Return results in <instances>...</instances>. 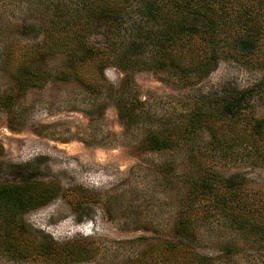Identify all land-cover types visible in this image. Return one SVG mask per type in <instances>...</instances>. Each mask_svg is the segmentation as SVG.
Instances as JSON below:
<instances>
[{
    "label": "rangeland",
    "instance_id": "obj_1",
    "mask_svg": "<svg viewBox=\"0 0 264 264\" xmlns=\"http://www.w3.org/2000/svg\"><path fill=\"white\" fill-rule=\"evenodd\" d=\"M55 1L0 0V183L29 178L58 189L53 199L23 216L36 238L96 247L88 261L61 264H123L139 251L137 240L142 237L149 241L170 237L178 199L185 191L183 183L198 163L188 158L189 151L197 147L207 155L202 166L223 174L240 172L251 188L264 190V161L250 162L264 146V127L262 139L254 143L251 138H235L238 145L225 160L217 146L212 148L215 144L205 127L194 142L167 151L140 150L147 131L169 132L192 111L211 112V97L223 86L246 88L258 80V71L231 60H220L193 85L172 72L138 68L126 73L107 64L97 93L76 78L55 79L5 107L1 99L10 91L4 70L5 62L11 61L9 46L41 41L47 19L44 10ZM20 25L31 30L21 33ZM66 63L67 58L57 54L41 56L32 66L57 73L66 69ZM85 75L89 81L90 75ZM253 108L264 122V102L255 101ZM123 109L128 119L121 115ZM212 127L246 137L251 130L246 123L215 122ZM165 165L175 168L174 174L161 173ZM202 231L200 251L215 254L225 233L217 228ZM2 233L0 223V264H56L40 258L11 259L2 247ZM251 252L239 255L238 264H252Z\"/></svg>",
    "mask_w": 264,
    "mask_h": 264
},
{
    "label": "trees",
    "instance_id": "obj_2",
    "mask_svg": "<svg viewBox=\"0 0 264 264\" xmlns=\"http://www.w3.org/2000/svg\"><path fill=\"white\" fill-rule=\"evenodd\" d=\"M51 5L44 10L47 19L41 41L9 46L11 61L5 62L4 70L10 91L1 99L5 107L55 79L76 78L97 93L107 64L126 73L138 68L172 72L193 85L220 60H231L258 71V80L246 88L223 86L211 97V112L192 111L169 132L147 131L140 150L167 151L194 142L205 127L215 144L212 148L217 146L225 160L238 145L235 138H251L253 143L262 139L264 122L253 114V104L264 102V0H57ZM24 30H31L30 26L20 25L19 31ZM57 54L67 58L66 69L55 73L32 66L41 56ZM84 74L90 75L89 81ZM126 112L123 109L121 115L128 119ZM215 122L246 123L251 130L248 137L222 133L212 127ZM2 156L0 144V163ZM206 156L201 147L189 151L188 158L198 160L196 174H188L183 183L171 236L159 241L142 237L137 240L139 251L123 264H238V256H248V251H252V264H264V190L251 188L240 172L223 174L202 166ZM263 161L264 146L250 162ZM174 170L165 165L161 173L171 176ZM57 194L53 184L36 179L0 183L2 247L11 259L40 258L61 264L88 261L95 255L96 247L87 242L59 245L36 238L25 223L24 213ZM213 228L225 236L215 254L203 253L201 230Z\"/></svg>",
    "mask_w": 264,
    "mask_h": 264
}]
</instances>
